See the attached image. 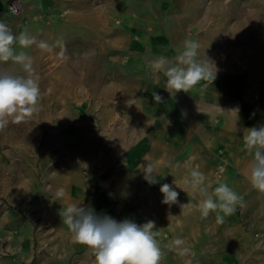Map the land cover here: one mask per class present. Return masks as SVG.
I'll use <instances>...</instances> for the list:
<instances>
[{
    "label": "crops",
    "instance_id": "crops-1",
    "mask_svg": "<svg viewBox=\"0 0 264 264\" xmlns=\"http://www.w3.org/2000/svg\"><path fill=\"white\" fill-rule=\"evenodd\" d=\"M22 3L23 12L14 16L7 11L6 0H0V21L15 34L27 32L50 46L78 39L93 41L100 53L125 52L126 74L132 79L126 98L133 101L129 112L134 117V138L126 141L122 156L118 151L110 156V164L116 166L101 174L106 177L85 185L78 180V187L64 190L62 199L52 203L50 224L59 236L42 240L50 256L38 258L37 264H95L93 251L72 240L59 214L71 204L91 206L118 222L154 221L164 252L161 264H247L246 247L255 237L247 229L264 227V193L250 183L252 157L242 138L247 129L264 125V58L260 44L246 42V33H236L229 23L246 19L247 13L231 11L234 0H110L93 7L87 0ZM237 3L240 7L241 0ZM61 13L64 19L56 21ZM169 16L182 21L178 28L169 27ZM49 18L47 25L44 19ZM185 39L199 43L198 58L214 62L216 78L212 84L201 81L188 93H169L166 78L153 76L149 63L159 56H176ZM34 49L38 56L40 49ZM154 92L160 102L153 99ZM235 108L237 115L228 112ZM147 164L155 169L153 183L145 179ZM195 167L204 173L209 191L218 180L226 182L243 197L244 207L237 206L223 223L216 222L215 213L203 217L194 207L199 195L184 184ZM165 183L179 193L178 203H162L160 188ZM188 202L193 207L182 209ZM176 238L185 240L187 254L171 247ZM255 238V243H264V236Z\"/></svg>",
    "mask_w": 264,
    "mask_h": 264
},
{
    "label": "rangeland",
    "instance_id": "rangeland-1",
    "mask_svg": "<svg viewBox=\"0 0 264 264\" xmlns=\"http://www.w3.org/2000/svg\"><path fill=\"white\" fill-rule=\"evenodd\" d=\"M109 1L87 3L93 7ZM234 1L230 10L247 13V18L229 21L230 27L236 33L244 31L246 42L260 44L264 58V0H241L240 7ZM61 14L56 21L64 19ZM177 18L169 16V27L178 28L182 21ZM235 39L240 41L239 36ZM34 47L23 50L33 58L39 76V111L0 131V264L46 260L50 251L42 240L59 236L50 224L52 203L62 199L64 190L78 187V180L85 185L106 177L101 174L116 166L110 164V156L115 151L122 156L126 141L134 138V117L129 112L133 101L126 98L132 79L126 74L125 52L100 53L93 41L78 39L68 44L56 41L52 51L40 49L38 56ZM16 49L20 50L18 45ZM2 70L24 74L12 62L0 63ZM115 95L120 98L112 99ZM247 232L261 237L264 227ZM253 239L246 247V262L264 264V243Z\"/></svg>",
    "mask_w": 264,
    "mask_h": 264
},
{
    "label": "clouds",
    "instance_id": "clouds-1",
    "mask_svg": "<svg viewBox=\"0 0 264 264\" xmlns=\"http://www.w3.org/2000/svg\"><path fill=\"white\" fill-rule=\"evenodd\" d=\"M34 44L41 50L52 51V46L47 42L37 41L27 32L15 34L7 23L0 21V63L12 62L19 65L24 73L20 75L7 70L0 71V131L10 123L19 124L31 118L39 111L42 96L39 76L36 75L33 58L23 50ZM199 48L197 41L185 39L183 49L173 58L159 56L150 61V71L153 76L162 74L166 78L165 89L169 93H188L201 81L212 84L218 70L210 59L198 58ZM152 95L156 102L161 101L162 98L156 92ZM228 112L237 115L239 109ZM242 140L244 150L252 157L250 183L253 188L264 193V125L247 129ZM144 173L149 183L155 182L156 173L152 164H147ZM205 181L206 177L198 167L193 168L189 178L184 180L191 192L199 195L200 199L194 207L203 217L215 213L216 222L223 223L225 217L235 213L237 206L244 207L243 197L228 183L218 180V186L209 191ZM160 191L164 197L162 203H178L179 193L169 184H163ZM80 205L63 207L59 214L71 232L72 240L93 251L95 264H161L164 252L157 239L158 234L154 231V221L142 225L129 219L118 222L107 215L97 214L91 206ZM192 207L190 202L181 205L182 209ZM185 243V240L176 238L171 247L180 255H185L190 251Z\"/></svg>",
    "mask_w": 264,
    "mask_h": 264
},
{
    "label": "built area",
    "instance_id": "built-area-1",
    "mask_svg": "<svg viewBox=\"0 0 264 264\" xmlns=\"http://www.w3.org/2000/svg\"><path fill=\"white\" fill-rule=\"evenodd\" d=\"M6 9L7 11L14 16H18L23 12V3L22 0H6ZM41 18L42 15H39ZM58 17H62V14H59ZM51 19H44L45 24H49Z\"/></svg>",
    "mask_w": 264,
    "mask_h": 264
}]
</instances>
